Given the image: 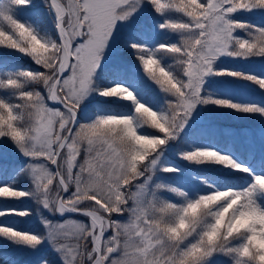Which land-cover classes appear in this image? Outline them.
Returning a JSON list of instances; mask_svg holds the SVG:
<instances>
[{
	"label": "snow or ice",
	"instance_id": "6c2138e0",
	"mask_svg": "<svg viewBox=\"0 0 264 264\" xmlns=\"http://www.w3.org/2000/svg\"><path fill=\"white\" fill-rule=\"evenodd\" d=\"M30 0H0V48L31 59L36 66L0 79V141L11 142L28 164L32 190L0 186V198L32 197L48 212L86 218L52 224L42 220L44 236L0 226V237L29 248L47 238L64 264H264V175L246 187L214 189L189 198H161L165 186L150 183L159 152L185 128L197 105L240 113L264 109L202 95L209 76L249 80L264 89V79L240 72L215 71L219 57H264V27L240 23L238 12L264 10V0H45L54 16L55 39L42 37L15 18ZM148 6L163 22L161 31L179 35L154 51L138 45L142 71L171 99L166 112L138 102L122 85L99 88L94 76L118 24ZM175 13L182 19L172 20ZM247 33V39L235 35ZM156 52L175 61L161 66ZM170 68L172 66H169ZM95 93L132 104V115L80 116ZM147 126L154 135H142ZM196 164L215 163L237 172L249 170L212 150L181 154ZM172 173L171 167L159 168ZM27 216L9 210L0 216Z\"/></svg>",
	"mask_w": 264,
	"mask_h": 264
},
{
	"label": "rangeland",
	"instance_id": "374dc122",
	"mask_svg": "<svg viewBox=\"0 0 264 264\" xmlns=\"http://www.w3.org/2000/svg\"><path fill=\"white\" fill-rule=\"evenodd\" d=\"M14 15L20 22L34 28L42 37L56 38L54 16L50 14L45 0H30L26 9L14 10ZM167 18L182 19L175 13L167 14ZM232 19L253 27H264V10L238 12ZM162 22V18L157 17L148 6H144L127 21L118 24L114 38L109 41L94 76V85L99 88L122 85L132 91L136 100L150 110L166 112L167 101L171 98L145 76L136 59V53L129 47L135 43L154 51L162 43H177L180 39L178 34L161 31L158 28V24ZM235 35L241 39L248 38L243 30H237ZM156 58L162 67L175 71V61L172 57L156 52ZM35 68L30 58L13 50L0 48V79ZM214 70L240 72L264 79V57L240 59L222 56L215 62ZM201 94L225 99L241 106L264 109V89L249 80L230 76H209L205 78ZM79 115L91 118L96 115H132V104L115 97L104 98L92 93L84 101ZM138 131L142 135L155 134L146 125L140 127ZM193 150L216 151L218 154L228 156L240 166H248L257 171L256 173L264 175V116L259 113H240L232 109L217 108L215 105H197L176 139L169 141L160 149V158L150 183L153 187L156 184L165 186L157 192L161 198L178 199L166 190L167 187H176L184 191L189 198H195L214 189L240 188L251 183L252 178H248L249 172H237L215 163L196 164L181 158L183 152ZM26 164L27 158L22 156L11 142L0 141L1 183H4L3 178L9 174L8 169L12 167L6 181L11 182L16 190L30 192L32 183L28 175L20 171ZM162 167H171L176 171L160 172L159 168ZM222 177L231 179L236 177L241 183L231 186V182H227L223 186L219 180ZM9 210L27 211L29 215L0 216V226L37 236H44L46 232L42 220L50 221L52 224L63 223L66 219L83 220L87 223L86 218L75 215L59 219L62 216L48 212L32 197L19 200L0 198V212ZM0 264H64V261L61 254L54 251L47 238L42 239L37 247L29 248L0 237Z\"/></svg>",
	"mask_w": 264,
	"mask_h": 264
},
{
	"label": "trees",
	"instance_id": "16d2710c",
	"mask_svg": "<svg viewBox=\"0 0 264 264\" xmlns=\"http://www.w3.org/2000/svg\"><path fill=\"white\" fill-rule=\"evenodd\" d=\"M29 66H31V65H29ZM31 68H32V66H31ZM100 83H102V79H101V81H100ZM156 112H158V113H160V112H162V111H160V110H158V111H156ZM243 167H245V168H247L249 171V173H248V178L250 179V178H252L253 176H255L256 174H258V173H260V172H258V173H256L257 171H253L251 168H249L248 166H245V165H242ZM10 168H12V167H10ZM8 169V173L10 174V172H12V169ZM259 171V170H258ZM8 174V175H9ZM7 175V176H8ZM258 175H262V173H260V174H258ZM7 176H4V183H1V181H0V186H8V187H11V188H14V189H16V187L11 183V182H7L6 181V179H7ZM235 179H231V178H228V177H226V178H224V177H222V178H220L219 180H220V183H221V185H223V184H227V182L229 183V182H231V186H235V185H239L241 182H239L238 180H237V178L236 177H234ZM224 186V185H223ZM222 186V187H223ZM259 203L261 204V206L262 207H264V198H261L260 199V201H259Z\"/></svg>",
	"mask_w": 264,
	"mask_h": 264
},
{
	"label": "water",
	"instance_id": "95a60500",
	"mask_svg": "<svg viewBox=\"0 0 264 264\" xmlns=\"http://www.w3.org/2000/svg\"><path fill=\"white\" fill-rule=\"evenodd\" d=\"M71 215H72V214L66 213L64 216H62V217L59 218V219H64V218L69 217V216H71Z\"/></svg>",
	"mask_w": 264,
	"mask_h": 264
}]
</instances>
